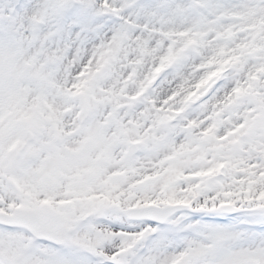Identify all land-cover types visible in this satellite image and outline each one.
Returning a JSON list of instances; mask_svg holds the SVG:
<instances>
[{
    "label": "snow or ice",
    "instance_id": "obj_1",
    "mask_svg": "<svg viewBox=\"0 0 264 264\" xmlns=\"http://www.w3.org/2000/svg\"><path fill=\"white\" fill-rule=\"evenodd\" d=\"M0 264H264V0H0Z\"/></svg>",
    "mask_w": 264,
    "mask_h": 264
}]
</instances>
